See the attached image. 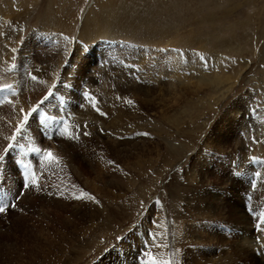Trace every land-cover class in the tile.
<instances>
[{"label":"rangeland","instance_id":"rangeland-1","mask_svg":"<svg viewBox=\"0 0 264 264\" xmlns=\"http://www.w3.org/2000/svg\"><path fill=\"white\" fill-rule=\"evenodd\" d=\"M0 12L25 37L17 48L0 27V82L9 55L26 66L0 110V155L75 39L109 35L133 53L131 66L109 69L74 55L69 77L87 75L94 98L72 106V134L51 142L55 159L0 213V264H264L241 203L246 182L231 173L235 152L251 159L264 251V0H0ZM36 28L74 42L36 51L26 45ZM176 50L191 63L170 61Z\"/></svg>","mask_w":264,"mask_h":264},{"label":"snow or ice","instance_id":"snow-or-ice-1","mask_svg":"<svg viewBox=\"0 0 264 264\" xmlns=\"http://www.w3.org/2000/svg\"><path fill=\"white\" fill-rule=\"evenodd\" d=\"M32 79L35 80V79H37V77L36 76H33ZM5 87H8V86H5ZM3 90H4L3 88H0V91H3ZM51 95H52V93L49 92L48 95L45 96L44 99L41 100L36 107L32 108L31 113H33V114L34 113H37L40 104H43L44 101L47 100ZM129 103H131V101H129ZM21 111H23V110H21ZM28 121H29V113H25L23 115V119H22L20 125L16 129L17 134H20L22 132V129L28 123ZM84 134L85 135H88V133H84ZM143 135H148V134L147 133H144ZM11 139L12 140H16V136L11 137ZM8 147L9 148H12L13 145L12 144H9ZM35 151L36 152H39L40 149H35ZM44 157H45V159H49V160L55 159L53 153L50 150L44 153ZM4 159H5V157L2 156V155H0V162H2ZM33 177H34V174H33ZM11 207H15V205H12ZM8 208H9L8 205H4V206L0 207V213L6 212L8 210ZM262 223H264V221H262ZM152 264H157V262L155 260H153ZM163 264H171V261H164Z\"/></svg>","mask_w":264,"mask_h":264},{"label":"bare ground","instance_id":"bare-ground-1","mask_svg":"<svg viewBox=\"0 0 264 264\" xmlns=\"http://www.w3.org/2000/svg\"><path fill=\"white\" fill-rule=\"evenodd\" d=\"M11 15H12V14H11ZM86 29H88V27H87V26H86V28H85V29H83V31H82V32H83V34H84V32H86V31H87ZM97 29H98V28H97ZM94 31H95V30H94ZM82 32H81V33H82ZM89 37H90V36H89ZM201 81H202V80H201ZM206 81H207V80H206ZM209 82H210V81H209ZM212 82H213V81H211V84H212ZM207 83H208V82H207ZM201 86H202V85H201ZM25 137H26V136H25ZM20 139H24V138H21V137H20ZM240 215H241V214H240ZM240 243H241V242H240ZM243 245H244V244H243ZM247 245H248V244H247ZM245 246H246V245H245ZM240 249H241V248H240ZM246 249H247V248H246ZM247 253H248V252H247ZM196 263H197V262H196ZM197 264H198V263H197Z\"/></svg>","mask_w":264,"mask_h":264}]
</instances>
